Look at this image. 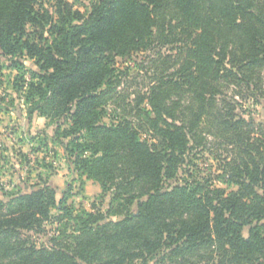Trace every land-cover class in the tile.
Wrapping results in <instances>:
<instances>
[{"label":"trees","instance_id":"trees-1","mask_svg":"<svg viewBox=\"0 0 264 264\" xmlns=\"http://www.w3.org/2000/svg\"><path fill=\"white\" fill-rule=\"evenodd\" d=\"M162 38L179 45L178 67L151 87L150 134L104 122L116 58ZM26 58L38 70L29 119L55 122L68 164L114 192L102 212L68 204L71 185L58 200L50 179L5 191L0 264H264V128L236 118L226 92L243 84L264 96V0H96L87 12L68 0H0V69L23 72ZM205 124L237 150L224 167L236 189L179 182ZM46 223L58 234L38 244L31 233Z\"/></svg>","mask_w":264,"mask_h":264},{"label":"rangeland","instance_id":"rangeland-1","mask_svg":"<svg viewBox=\"0 0 264 264\" xmlns=\"http://www.w3.org/2000/svg\"><path fill=\"white\" fill-rule=\"evenodd\" d=\"M76 9L87 12L96 0H68ZM51 12L52 4L46 2ZM171 17L166 13L163 19ZM161 19L160 22L163 20ZM156 39L162 35L157 29ZM161 33V35H160ZM165 38L158 40L153 47L133 55L116 58V74L113 85L106 91V113L103 121L128 119L133 121L141 135L150 134L146 110H151L148 95L151 87L161 75L173 72L178 67L179 51L174 43L164 44ZM23 72L4 66L0 69V195L5 191L17 192L28 183H38L40 179H50L57 188V199L60 200L68 185H71L72 196L68 204L77 209L106 212L114 192V186L104 192L101 184L87 175L79 174L68 164L64 148L54 141L56 124L50 118L37 114L29 119L25 93L27 84L32 80V72L38 71L34 60L25 59ZM24 74V77L18 76ZM227 98L234 109L236 118L242 117L252 122L256 129L264 128V96L258 91L248 89L245 85L231 86L227 89ZM208 124L203 125L198 134L200 141L195 145L186 161L178 171L179 182L182 179L209 177L215 179L213 184L227 190L236 189L234 184L227 182L225 172L226 161H230L237 150L227 146L222 136H216ZM260 131V130H259ZM257 132V131H256ZM197 144V143H196ZM48 165H52L50 168ZM228 170V168H227ZM225 178H217V175ZM40 175L42 177H40ZM226 179V180H225ZM172 180L169 183L173 184ZM3 189V190H2ZM137 212V206H132ZM53 214L58 211L53 209ZM59 224L46 223L41 233H31L32 239L38 244L49 243L50 238L58 234ZM248 234V228L245 230ZM134 264H145L136 261ZM148 264H160L159 258H152ZM164 264H176L167 261Z\"/></svg>","mask_w":264,"mask_h":264}]
</instances>
